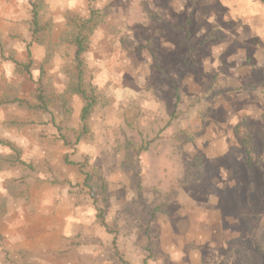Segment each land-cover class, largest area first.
Segmentation results:
<instances>
[{
  "label": "rangeland",
  "instance_id": "obj_1",
  "mask_svg": "<svg viewBox=\"0 0 264 264\" xmlns=\"http://www.w3.org/2000/svg\"><path fill=\"white\" fill-rule=\"evenodd\" d=\"M30 12L0 0V100L36 103L43 68L48 105L0 107V264H264V4L45 0L36 43Z\"/></svg>",
  "mask_w": 264,
  "mask_h": 264
},
{
  "label": "trees",
  "instance_id": "obj_2",
  "mask_svg": "<svg viewBox=\"0 0 264 264\" xmlns=\"http://www.w3.org/2000/svg\"><path fill=\"white\" fill-rule=\"evenodd\" d=\"M258 1H260L264 4V0H258ZM44 2H45V0H28V3L31 7L30 13H31V17H32V19H31L32 41L35 43L38 42V39H39L38 35L43 32V28L40 25L39 7ZM93 13L94 12H92V14ZM92 20H93V17H91L90 19H88L87 21L82 23V26L80 27V29L78 31V34L74 37V39L72 41L74 46L77 48L76 65H75V68L73 71L75 74L76 83L74 82L72 85L74 88V92L76 94H78L83 101V107H82L81 113H80L81 132L79 134V137L76 140V144H78L80 142L81 137H83L84 135H86L88 133V131H89L88 122H89L90 116L92 115L93 110L97 104V98H96L95 94L91 91H88L84 86V73L85 72H84L83 54L86 51V48H85L86 38H85L84 31H86L88 29V25L92 22ZM30 46H31L30 44L27 46V56H28L27 62L21 63V62H18L17 60H15L14 58L9 59L12 63H14L16 69L19 72L27 73L28 75L31 74V66H32V54H31ZM40 71H41L40 72V79L38 82L39 87L36 89V93H35L36 103L32 104L25 99L14 98L12 100H0V107L7 106V105H17L19 107H26V108L32 109V110H40V111L47 112V110H48L47 99H46L45 92H44L43 87H42V82H43L45 72H44L43 68H41ZM63 141H64V144L66 146L70 147L72 145H75L69 139L64 138V137H63ZM1 144L3 146L7 147L14 154L16 162L20 163L25 168H28L30 170L33 169L31 164H27L26 162L21 160L20 151L17 149V147L13 143L1 141ZM63 160H64V163L67 165L74 166V167H77L79 169L83 168V165L80 164L79 162H74V161L70 160L68 155H65ZM88 178L89 177L87 176V179ZM97 218L100 220L101 224L105 228H107V224L105 222L103 211L99 210V214H98Z\"/></svg>",
  "mask_w": 264,
  "mask_h": 264
},
{
  "label": "crops",
  "instance_id": "obj_3",
  "mask_svg": "<svg viewBox=\"0 0 264 264\" xmlns=\"http://www.w3.org/2000/svg\"><path fill=\"white\" fill-rule=\"evenodd\" d=\"M48 201H46V200H43L42 201V206H43V209H42V211H43V214H44V216H50V214H47L48 213V210H46V208L48 207L47 205H48ZM46 210V211H45ZM58 214V213H57ZM59 215V214H58ZM52 217H47V219H51L52 221H57L58 220V217L57 216H53V215H51ZM41 239H43V242H42V244L44 245V244H47V245H49L50 243L47 241V239H49V235H44ZM47 241V242H46Z\"/></svg>",
  "mask_w": 264,
  "mask_h": 264
}]
</instances>
